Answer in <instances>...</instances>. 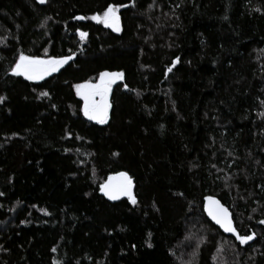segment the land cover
<instances>
[{"label": "trees", "instance_id": "1", "mask_svg": "<svg viewBox=\"0 0 264 264\" xmlns=\"http://www.w3.org/2000/svg\"><path fill=\"white\" fill-rule=\"evenodd\" d=\"M21 54L74 59L30 81ZM102 72L96 124L76 85ZM0 97V264H264V0H0ZM120 173L135 204L102 194Z\"/></svg>", "mask_w": 264, "mask_h": 264}, {"label": "snow or ice", "instance_id": "2", "mask_svg": "<svg viewBox=\"0 0 264 264\" xmlns=\"http://www.w3.org/2000/svg\"><path fill=\"white\" fill-rule=\"evenodd\" d=\"M40 3H44L45 0H39ZM125 5H110L103 13V18L98 16L92 17L99 23H103L106 26L112 28L114 31L120 30V18L118 15L119 8ZM78 19H85V17H78ZM81 37H86L87 33H81ZM71 57H64L61 59H48L43 60L31 56L21 54L19 61L15 64L12 74L14 76H22L27 80H43L46 76L58 72L60 68L67 63ZM172 69L169 68L170 72ZM122 73H108L102 72L100 74L99 83L93 84L91 81L83 84H77L76 88L81 98L85 101L84 114L89 120H95L97 123H106L108 118V112L111 105L108 102V96L112 88L114 80L121 77ZM42 95L47 96L48 93L44 92ZM0 97V102H3ZM132 178L127 173H120L119 178L113 182L110 180L108 183L102 186V191L110 200H117L121 196L128 197L133 204L136 203V199L132 194ZM209 208L208 214L219 225L224 232L232 233L240 244H248L253 240L255 234H240L233 226L230 214L218 200L208 197ZM260 223L264 224V220ZM55 251V249H53ZM195 255V253H194Z\"/></svg>", "mask_w": 264, "mask_h": 264}, {"label": "water", "instance_id": "3", "mask_svg": "<svg viewBox=\"0 0 264 264\" xmlns=\"http://www.w3.org/2000/svg\"><path fill=\"white\" fill-rule=\"evenodd\" d=\"M74 58H72L71 57V59H69L68 61H67V63H69L70 61H72ZM67 63H65L64 65H66ZM113 88V87H112ZM112 88H111V91H110V93H109V96H108V102H109V104H110V102H111V93H112ZM110 112H111V107L109 108V112H108V118H107V120L109 119V117H110ZM92 122H94V123H96V124H101V123H97L95 120H91ZM117 178H119V177H115V178H113L112 179V181L113 182H115V180L117 179ZM133 191H134V187L132 188V194H133ZM102 194H103V196H105V197H107L105 194H104V192L102 191ZM123 197H126V196H121L120 198H123ZM108 198V197H107ZM119 198V199H120ZM213 199H215V200H218L219 202H220V204L221 205H223V207L224 208H226L227 210H228V212H229V214H230V217H231V219H232V222H233V218H232V215H231V213H230V211H229V209L219 200V199H217V198H214V197H212ZM109 199V198H108ZM208 208H209V202H208V198H206V200H205V209H204V212H205V214H206V216H207V218H208V220L213 224V225H215L217 228H219L220 230H221V232L224 234V235H226V236H229V237H234L235 239H236V237H235V235H233L232 233H228V232H224V230L219 226V225H217L216 223H215V221L214 220H212V218L209 216V214H208ZM233 226L235 227V224H234V222H233ZM236 228V227H235ZM237 230V229H236ZM238 232V231H237ZM237 240V239H236ZM238 241V240H237ZM239 242V241H238Z\"/></svg>", "mask_w": 264, "mask_h": 264}, {"label": "rangeland", "instance_id": "4", "mask_svg": "<svg viewBox=\"0 0 264 264\" xmlns=\"http://www.w3.org/2000/svg\"><path fill=\"white\" fill-rule=\"evenodd\" d=\"M102 18H103V17H102ZM102 18H101V19H102ZM94 20L97 21L96 19H94ZM103 25H104L105 27L111 29L112 31H114L112 28L106 26L105 24H103ZM114 32H118V31H114ZM99 78H100V77H99ZM99 78H98L95 82H92V83H93V84H97V83H99ZM121 79H122V76L116 78V79L114 80L113 84H112V87H114L118 82H120ZM76 92H77L78 97H79L80 99H82L81 96H80V94L78 93L77 89H76ZM82 101H83V103L85 104V101H84L83 99H82Z\"/></svg>", "mask_w": 264, "mask_h": 264}]
</instances>
